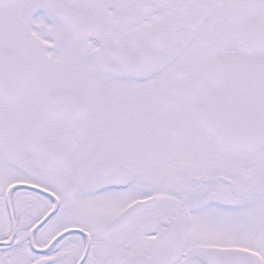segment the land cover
I'll return each instance as SVG.
<instances>
[{"label": "snow or ice", "instance_id": "snow-or-ice-1", "mask_svg": "<svg viewBox=\"0 0 264 264\" xmlns=\"http://www.w3.org/2000/svg\"><path fill=\"white\" fill-rule=\"evenodd\" d=\"M0 264H264V0H0Z\"/></svg>", "mask_w": 264, "mask_h": 264}]
</instances>
